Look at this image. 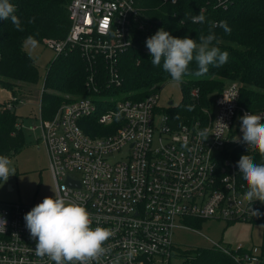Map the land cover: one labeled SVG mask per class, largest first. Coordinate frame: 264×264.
Listing matches in <instances>:
<instances>
[{
  "label": "built area",
  "instance_id": "2783aa9c",
  "mask_svg": "<svg viewBox=\"0 0 264 264\" xmlns=\"http://www.w3.org/2000/svg\"><path fill=\"white\" fill-rule=\"evenodd\" d=\"M67 10L66 36L45 45L54 58L78 54L86 93L65 95L49 118L40 114V139L56 197L85 207L92 228L112 233L105 254L93 264H170L173 230L191 229L189 220L260 221L264 203L243 199L247 185L237 165L241 155L255 159L258 151L238 142L243 135L238 118L264 109L243 106L240 83L229 81L208 94L200 114L177 122L169 112L172 104L158 106L159 85L142 96L123 89L120 55L159 30L136 0H67ZM143 51L149 53L146 46ZM188 97L199 103V86L189 84ZM22 98L10 93L6 107L13 110ZM204 129L205 141L197 135ZM119 151L125 153L112 160ZM37 204L0 201V264H54L36 255L26 228L24 216ZM211 244L239 264L261 263L259 246Z\"/></svg>",
  "mask_w": 264,
  "mask_h": 264
},
{
  "label": "trees",
  "instance_id": "16d2710c",
  "mask_svg": "<svg viewBox=\"0 0 264 264\" xmlns=\"http://www.w3.org/2000/svg\"><path fill=\"white\" fill-rule=\"evenodd\" d=\"M9 2L15 6L14 14L20 19L23 31L16 30L10 20H0V88H9L17 94L19 84L32 85L38 81L37 65L25 51V41L33 37L45 45L47 39L61 40L69 30L70 19L67 0ZM136 4L156 28H164L177 38L198 40L201 31L207 34V24H192L190 20L180 23L185 15L191 17L201 12L207 20L226 21L231 29L226 33L219 23L213 29L219 41L218 44L214 41V46L228 52L227 62L221 67L210 65L203 77L186 76L181 82L184 97L177 107L169 108L177 122L200 114V106L208 103V94L220 91L225 80H239L243 106L264 109V0H175L173 3L170 0H136ZM143 46L146 42L136 39V45L120 55L123 89L140 92L138 96L146 94L149 87L171 79L163 71V61L159 66L152 65L151 56L143 51ZM196 68L195 61L190 62L189 69L195 71ZM83 79V63L77 53L51 59L41 90V117L49 118L65 101V95L86 93ZM189 84L200 88L201 99L197 104L188 97ZM6 101H0V155L9 158L25 145V137L15 110L8 109ZM188 106H195L194 110L189 111ZM254 161L264 162L259 153ZM257 222L264 227V216ZM184 252L190 257V264H239L214 247Z\"/></svg>",
  "mask_w": 264,
  "mask_h": 264
},
{
  "label": "clouds",
  "instance_id": "9594fccd",
  "mask_svg": "<svg viewBox=\"0 0 264 264\" xmlns=\"http://www.w3.org/2000/svg\"><path fill=\"white\" fill-rule=\"evenodd\" d=\"M15 10L9 0H0V20H10L16 30L23 31L20 19L14 14ZM187 20L192 24H207V34L201 31L198 40L177 38L160 28L146 40L152 65L159 66L163 61V71L177 83L182 82L186 76L203 77L208 73L210 65L221 67L227 62L229 55L213 43H219L213 31L217 23L226 33L231 32L226 21L207 20L202 12L191 17L185 15L180 23ZM29 40L33 47L37 46L33 37H29ZM193 61L197 65L195 71L189 69V64ZM194 107L188 106V110L192 111ZM238 119L241 121L240 131L243 134L238 142L246 143L248 151L249 148L258 151L264 161V114L245 113ZM197 135L203 141L209 137L207 129L199 131ZM10 164L11 161L6 156L0 155V179L4 182L14 175L15 170L9 167ZM237 165L247 185L243 199L250 205L254 201L264 203V162L256 163L253 156L247 154L241 155ZM250 211L253 216L260 214L258 210ZM24 220L30 237L35 241L36 255L47 257L54 264H93L105 254V242L112 236L107 228L91 227L92 220L85 207L66 203L56 195L55 198L45 197L25 214Z\"/></svg>",
  "mask_w": 264,
  "mask_h": 264
},
{
  "label": "rangeland",
  "instance_id": "374dc122",
  "mask_svg": "<svg viewBox=\"0 0 264 264\" xmlns=\"http://www.w3.org/2000/svg\"><path fill=\"white\" fill-rule=\"evenodd\" d=\"M23 46L37 65L38 81L32 85L19 84L16 88L17 94L23 97L22 103L17 104L14 110L21 122L19 124H22L25 145L8 158L11 161L9 167L15 171L14 175H11L6 182L0 179V201H21L30 204L40 203L45 197H54L56 193L49 169L47 150L40 139L41 90L44 85L46 69L49 61L54 58V53L52 49L41 42H37V46L33 47L31 41H25ZM229 81L239 82L238 79L225 80V84ZM10 93L12 90L9 88L1 89L0 101H5ZM183 97L184 89L181 82L177 83L172 79H167L159 85V107H170L168 105L170 100H172L170 108L177 107ZM212 101L209 108L214 112ZM124 153L116 152L112 154L111 159H119ZM187 224L191 229L176 227L173 230L172 239L175 248L170 264H183L187 256L184 251H192L198 247H211L212 241L231 248H236L238 245L243 247L259 246L263 251L261 264H264V227L260 222L192 219Z\"/></svg>",
  "mask_w": 264,
  "mask_h": 264
},
{
  "label": "crops",
  "instance_id": "0c3cea01",
  "mask_svg": "<svg viewBox=\"0 0 264 264\" xmlns=\"http://www.w3.org/2000/svg\"><path fill=\"white\" fill-rule=\"evenodd\" d=\"M1 89H6V88H0V90H1ZM15 113H16V112H15ZM18 122L21 123V122L19 121V117H18ZM21 127H22V124H21ZM209 247H210V246H209ZM261 258H262V257H261ZM260 264H261V263H260Z\"/></svg>",
  "mask_w": 264,
  "mask_h": 264
},
{
  "label": "water",
  "instance_id": "95a60500",
  "mask_svg": "<svg viewBox=\"0 0 264 264\" xmlns=\"http://www.w3.org/2000/svg\"><path fill=\"white\" fill-rule=\"evenodd\" d=\"M168 104L171 105V104H172V100H170V101L168 102ZM9 188L11 189V187H9Z\"/></svg>",
  "mask_w": 264,
  "mask_h": 264
}]
</instances>
